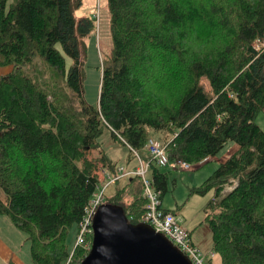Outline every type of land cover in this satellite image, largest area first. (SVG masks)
I'll return each instance as SVG.
<instances>
[{
	"label": "trees",
	"instance_id": "trees-1",
	"mask_svg": "<svg viewBox=\"0 0 264 264\" xmlns=\"http://www.w3.org/2000/svg\"><path fill=\"white\" fill-rule=\"evenodd\" d=\"M8 2L0 0V66H13L0 77V216L26 233L34 264H81L89 253L71 249L72 233L101 170L117 174L121 165L103 147L107 131L128 148L126 167L137 159L128 145L141 154L151 132L171 160L191 164L237 143L193 192L215 190L205 220L221 263L264 264V131L256 122L264 47L254 45L264 42V0H108L113 48L97 105L85 97L96 18L77 19L83 1ZM146 161L163 199L168 172ZM123 179L106 202L138 224L143 180L113 185Z\"/></svg>",
	"mask_w": 264,
	"mask_h": 264
},
{
	"label": "rangeland",
	"instance_id": "rangeland-1",
	"mask_svg": "<svg viewBox=\"0 0 264 264\" xmlns=\"http://www.w3.org/2000/svg\"><path fill=\"white\" fill-rule=\"evenodd\" d=\"M82 5L76 9L75 15L77 19L84 16H93L96 18V32L88 40V60L86 64V78L84 82L85 97L87 102L92 105H97L99 102L101 78H102V62L104 57H108L112 53L113 40L111 34V13L108 6V0H82ZM13 2L9 0L8 7ZM257 48L263 46L264 42L256 41ZM42 58L37 57L35 62L41 63ZM13 70V66H0V77L6 76ZM206 87L208 83L204 81ZM257 124L264 131V109L261 110L256 117ZM158 139L159 134L151 132V135ZM159 140V139H158ZM161 143L162 141L159 140ZM104 149L107 154L115 162L121 165H127L128 148L119 142H114L110 132H106L103 137ZM236 145L234 141H229L219 152L216 159L205 161L202 165L196 166L198 163L192 164L196 166L192 169L182 170L179 168L162 167L163 171L168 172L169 185L168 191L163 195V207L167 210L176 212L184 221L188 230L191 233L192 239L198 247L204 252L213 250V234L209 224L205 220L209 209V202L215 197V190H211L205 195L194 193L193 189L201 186L204 181L210 177L217 167L229 156L232 147ZM142 158L149 160V152L143 150ZM211 160V161H210ZM138 165L137 159L131 163V167ZM99 178L101 175L99 174ZM148 178H151V173H148ZM235 180V179H233ZM233 180L225 186L224 192L232 187ZM126 184L125 179L121 184H111L107 188V198L115 193L118 187ZM0 195L4 196L0 188ZM111 201V200H110ZM0 234L11 245L15 255L19 258L21 264H34L31 257L30 242L27 241V235L22 230L17 228L11 218L7 215L0 216ZM74 236V231H73ZM75 237V236H74ZM75 247L74 238L71 241V249ZM4 254L0 253V264L5 262ZM211 264H222L219 256L215 255L211 260Z\"/></svg>",
	"mask_w": 264,
	"mask_h": 264
},
{
	"label": "built area",
	"instance_id": "built-area-1",
	"mask_svg": "<svg viewBox=\"0 0 264 264\" xmlns=\"http://www.w3.org/2000/svg\"><path fill=\"white\" fill-rule=\"evenodd\" d=\"M255 47L256 44H254ZM136 154L138 165L135 167H126L120 165L117 168V174H113L107 169L100 172L101 184L98 190L85 207L84 215L74 231L75 247H82L89 252L93 244L94 236V218L98 208L106 203L107 188L121 178L131 175L140 176L143 180L144 190L143 196L147 199L145 212L140 216V222L147 223L155 229V231L164 234L170 239L175 246H177L184 254H186L194 264H211L210 260L216 255L213 250L204 253L192 240V236L183 219L174 211L167 210L163 207V200L161 198V191L156 190L151 178H148L150 162L145 161L140 152L128 145ZM146 149L152 159L159 167L179 168L182 170L192 169L196 166L202 165L205 161H209L211 156L200 161L196 166L191 163L179 159L171 160L166 146L158 139L150 136ZM238 184L235 179L231 184L232 191ZM226 189V188H225ZM92 237V239H90ZM71 258L66 262L70 264Z\"/></svg>",
	"mask_w": 264,
	"mask_h": 264
},
{
	"label": "water",
	"instance_id": "water-1",
	"mask_svg": "<svg viewBox=\"0 0 264 264\" xmlns=\"http://www.w3.org/2000/svg\"><path fill=\"white\" fill-rule=\"evenodd\" d=\"M93 228L92 248L81 264H194L149 224L132 223L120 206L102 204Z\"/></svg>",
	"mask_w": 264,
	"mask_h": 264
},
{
	"label": "crops",
	"instance_id": "crops-1",
	"mask_svg": "<svg viewBox=\"0 0 264 264\" xmlns=\"http://www.w3.org/2000/svg\"><path fill=\"white\" fill-rule=\"evenodd\" d=\"M238 149H239V145L236 143V145H234L232 147L229 156L226 157L224 161H226L231 155L236 153L238 151ZM216 157L217 156H215V157L211 156V160L216 159ZM224 161H222V162H224ZM193 242H194V240H193ZM0 253L4 254L3 257L5 259V262L2 261V263H4V264H21L19 258L15 255L11 245L8 243V241L1 234H0Z\"/></svg>",
	"mask_w": 264,
	"mask_h": 264
}]
</instances>
